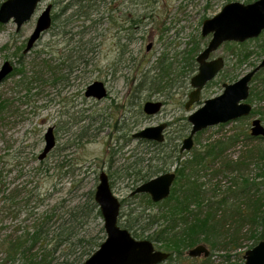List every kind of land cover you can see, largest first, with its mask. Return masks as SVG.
Here are the masks:
<instances>
[{"label":"rangeland","instance_id":"1","mask_svg":"<svg viewBox=\"0 0 264 264\" xmlns=\"http://www.w3.org/2000/svg\"><path fill=\"white\" fill-rule=\"evenodd\" d=\"M74 1L44 0L20 30L14 21L0 24V70L7 60L14 69L16 67V73L9 74L0 83V171L3 172L0 180V243L7 236L16 234L21 225L28 226L33 222L35 214H27L26 209L42 213L58 206L57 212L62 215L66 206L69 209L88 202L90 192L93 191V195L96 192L102 172H107L114 194L124 203L120 209L121 224L126 221L124 213L131 208L137 207L138 213L144 216L158 213L162 207L148 206V200L143 196L146 193L131 195L139 184L148 181L128 177L133 169L124 170L140 157L146 159L140 164L146 172L150 166L156 169L162 166V161L156 160L159 155H172L167 160L166 170L150 179L164 172L176 173L180 163L216 143H222L224 155L232 160L244 156L247 150L264 147V138L251 135L255 118L261 119L264 125L262 67L249 83L247 102L253 107L252 113L200 130L194 135L193 147L189 151H180L183 139L191 133L189 114L197 111L210 97L220 95L225 89L224 83L236 82L260 65L264 58V31L259 37L244 42L223 43L210 55L211 58L222 56L225 67L206 84L199 102L188 110L185 105L192 91L191 77L197 74L199 67L197 63V70L186 79L182 78L181 54L198 42L201 48L197 54L207 47L212 35H201L206 18L215 16L228 3L248 4L257 0H81L83 5L90 1L91 6L84 9L87 17L75 15L78 8ZM2 2L0 0V5ZM49 4L52 5V17L57 13V19L24 54L36 20ZM149 44H152L150 50ZM69 53L74 55L71 69H67L68 63L62 65ZM164 55L168 58L167 64L176 61L178 69H174L171 76L177 77L179 82L178 87L176 84L166 93L150 89V83L141 84L145 73L155 76L161 71L159 60ZM42 58L51 59L56 73L62 69V74L53 76L50 70H43L39 64ZM31 71L45 75L37 78L31 88L18 86L22 77L26 79L24 74L28 72L29 75ZM94 81L105 83L108 94L101 100L85 94ZM156 100L164 102L162 109L156 115L145 113V103ZM161 123H168L165 152L158 153L159 147L151 144L152 140L134 137L137 131ZM50 126L54 127L56 146L45 160L51 169L46 174H39L35 168L45 145L44 134ZM177 156H181L179 162ZM151 157L155 159L150 160ZM62 162L70 165L60 170ZM221 163L217 160V165H210L220 166ZM211 172L210 169L203 170L197 173V178L209 186L220 183L223 189L232 184V173L214 176ZM245 172L251 178L260 174L256 165L249 166ZM172 186V189L180 188L181 183L177 185L175 181ZM38 190L45 194L44 204L37 208L35 196L29 204L25 203L26 196ZM16 203L21 205L18 214L10 211L11 205ZM63 204L65 206L60 208ZM87 222L82 229L83 235L99 244L91 254L84 255L79 264L86 261L107 236L103 216L96 218L93 215ZM250 229L251 225L246 224L237 244L219 245L213 249L206 242L200 243L209 248V255L194 258L189 254L190 248L184 251L180 261L174 259L171 264H244L246 251L258 243L255 238L258 232L252 236ZM226 238L230 240L229 233ZM156 247L171 253L161 244ZM82 250L83 247H78L70 260L79 258ZM6 256L0 250V264H12ZM162 264H169V260Z\"/></svg>","mask_w":264,"mask_h":264},{"label":"trees","instance_id":"2","mask_svg":"<svg viewBox=\"0 0 264 264\" xmlns=\"http://www.w3.org/2000/svg\"><path fill=\"white\" fill-rule=\"evenodd\" d=\"M87 2V5H83L81 0L73 2L78 8L75 15H86L87 17V12L84 9L91 6L90 1ZM57 15L56 13L52 17L53 24L57 19ZM200 48L198 42L181 54L180 71L182 73L180 76L182 78L186 79L187 76L197 70V53ZM73 56L72 53H69L62 61V65L68 63V66L66 65L67 69L73 67ZM167 59L165 55L161 57L159 60L161 71L155 76L145 73L142 76L141 84L150 83V89L165 93L168 89L174 88L176 84V87H178L177 77L173 78L171 76L172 71L178 69L175 66L176 61L173 60L170 64H167ZM77 60L78 58L74 62H77ZM39 64L46 72L50 70L54 74L53 76L59 77V74H62V69L56 73L49 58H42ZM31 72L34 75L30 73L29 76L28 72L24 74L28 77L26 76V79L22 77L18 86L31 88L37 78H42L45 75ZM13 73H16V67L10 75H13ZM151 144L159 147L158 153L166 151L164 150L165 142L156 143L153 141ZM221 144L216 143L207 146L202 153L197 152L190 160L180 163V167L176 170L178 175L176 184L181 183V186L172 189L167 199L156 203L150 195H143L148 200V206L150 204L151 206L157 205L159 208H163H161V211L144 216L141 212L138 213L137 207H135L124 213L126 221L121 225L131 230L135 237L153 240L156 244H161V247L170 250L169 264L174 259L180 261L179 259L183 256L184 251L194 248L200 243L206 242L213 249L219 247V245L227 247L230 243L237 244L238 239L242 237L240 234L246 224L251 225L250 233L252 236L258 232V235H255L258 243L260 240H264V147L247 150L244 156L232 160L227 159L224 155V147ZM175 152H177V149H175ZM171 156V154L159 155L156 160H161L162 166L158 169L150 166L148 171L144 172L140 164L146 159L140 157L132 165L125 167L124 170L131 171L133 169V172L127 176H133L137 181L149 180L150 176L158 174L161 170H166L167 160ZM46 158L41 159L39 165L35 168V171L39 174L50 172L51 167L46 162ZM180 158L181 156H177L178 162ZM149 159L153 160L155 157ZM217 160H221L222 163L220 166H213V164L217 165ZM210 163H213L212 166ZM67 165H70L69 162H62L59 165L60 170H63V167ZM251 165H256L260 171V174L255 178L249 177L245 172L246 168ZM208 169L212 171L211 173L214 176L232 173V184L223 189L220 183L215 182L210 186L205 182L201 183L200 179L197 178V173ZM2 177L3 172L0 171V180ZM76 185L74 184L75 187ZM44 195L38 190L32 195H27L25 203L29 204V201L35 196L38 204L37 208L41 207L46 198ZM12 198L14 197L11 196ZM123 205L124 203H122ZM64 206L65 204L61 205L60 208ZM19 208H21L20 203H16L13 206L11 205L10 211L18 214ZM66 208L62 215L57 212L58 206H55L54 209H45L42 213L26 209L27 214H35L33 222L28 226L21 225L16 234L7 236L0 243V250L7 255V260L12 264L17 261H21L22 264H79L84 255L91 254L99 243L95 239H86L82 229L93 215L96 218L102 216L99 205L95 200V194L93 195V191H91L88 202L82 206L76 205L73 208ZM227 233L230 234V240L226 238ZM63 247H65L64 250ZM78 247L80 249L83 247L80 257L70 260V256L76 252ZM86 247L87 249H84ZM62 257L64 259L60 261Z\"/></svg>","mask_w":264,"mask_h":264},{"label":"water","instance_id":"3","mask_svg":"<svg viewBox=\"0 0 264 264\" xmlns=\"http://www.w3.org/2000/svg\"><path fill=\"white\" fill-rule=\"evenodd\" d=\"M44 0H3L0 5V24L14 21L17 30H20L36 13L37 8ZM33 33L27 40L24 54L29 52L36 41L48 30L52 24V5L45 7L37 18ZM201 35H212L207 47L197 55L198 72L191 78L192 91L189 93L185 107L188 110L191 105L199 102L200 95L206 84L216 78L225 67L222 56L211 58L223 43L228 41L244 42L251 38H257L264 30V0H257L248 4L240 1L226 4L215 16L203 21ZM152 44L147 48L150 50ZM264 67V58L259 66L251 72L243 75L238 81L224 83V91L215 97H210L195 112L189 114L188 121L192 122L191 133L184 138L180 151H189L193 145L194 135L207 127L229 122L252 113L253 107L247 102L250 94L249 83L254 74ZM14 70L10 61H5L0 70V83ZM86 96L95 97L99 100L108 93L104 82L94 81L88 86ZM163 107L160 100L147 101L143 111L149 115H156ZM167 123L148 126L134 133V137L149 139L162 143L165 141ZM251 135L264 138V125L261 119L255 118L251 127ZM45 145L39 160L46 158L56 145L54 127L44 134ZM100 181L96 186L95 200L101 210L106 239L99 248L82 264H162L171 253L156 248L155 242L147 238H136L131 230L120 224L121 199L113 192L107 172L99 175ZM177 175L175 171L160 173L148 181L138 185L131 195L146 193L154 202L165 200L171 194V189ZM210 250L204 244H197L189 251L190 256L198 257L209 255ZM244 264H264V240H260L254 247L245 253Z\"/></svg>","mask_w":264,"mask_h":264},{"label":"flooded vegetation","instance_id":"4","mask_svg":"<svg viewBox=\"0 0 264 264\" xmlns=\"http://www.w3.org/2000/svg\"><path fill=\"white\" fill-rule=\"evenodd\" d=\"M263 31H264V30H263ZM263 31H262V32H263ZM212 59H213V58H212ZM257 72H258V71H257ZM254 76H255V75H254ZM6 78H7V77H6ZM6 78H5V79H6ZM192 90H193V89H192ZM163 106H164V102H163ZM252 110H253V109H252ZM167 124H168V123H167Z\"/></svg>","mask_w":264,"mask_h":264}]
</instances>
